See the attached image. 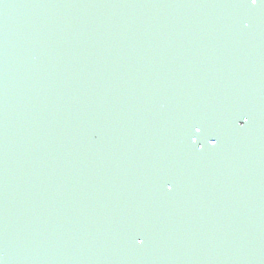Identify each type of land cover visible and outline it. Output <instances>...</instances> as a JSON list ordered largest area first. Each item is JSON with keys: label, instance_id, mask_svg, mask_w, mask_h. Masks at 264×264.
Here are the masks:
<instances>
[{"label": "water", "instance_id": "95a60500", "mask_svg": "<svg viewBox=\"0 0 264 264\" xmlns=\"http://www.w3.org/2000/svg\"><path fill=\"white\" fill-rule=\"evenodd\" d=\"M10 2L34 6L0 4V264H264V17L245 29L214 6L229 0ZM193 118L217 149L186 151Z\"/></svg>", "mask_w": 264, "mask_h": 264}, {"label": "snow or ice", "instance_id": "6c2138e0", "mask_svg": "<svg viewBox=\"0 0 264 264\" xmlns=\"http://www.w3.org/2000/svg\"><path fill=\"white\" fill-rule=\"evenodd\" d=\"M2 7L7 10L8 8H21V7H32L31 4H13L10 0H0ZM214 6H225L234 9L244 10L247 14L242 16L240 19L241 26L248 28L250 21L249 17L252 15L259 14L264 17V0H229L224 5ZM6 16V13H5ZM252 119L251 113L245 107H239L232 111L231 120L237 128H243ZM185 138V149L189 153L196 155L201 154L203 151L215 150L222 142V135L220 129L214 124L210 123L206 119L193 118L189 120L183 130ZM201 139L206 142L208 146L205 149V144L200 143ZM156 183L159 188L164 192H173L176 189L175 177L167 172H160L156 176ZM130 238L133 244L142 246L145 243V237L140 231L137 230L135 225L131 227Z\"/></svg>", "mask_w": 264, "mask_h": 264}, {"label": "bare ground", "instance_id": "6f19581e", "mask_svg": "<svg viewBox=\"0 0 264 264\" xmlns=\"http://www.w3.org/2000/svg\"><path fill=\"white\" fill-rule=\"evenodd\" d=\"M208 9H210V8L208 7ZM36 16L39 17V14H36ZM229 21H230V20H226L225 22H227V23H231V21H230V22H229ZM207 26H208V25H207ZM217 34H218V33H217ZM225 34H226V33H225ZM245 104H247V103H245ZM19 162H21V160H19ZM33 178H34V177L30 178V180H33V181H34ZM41 191H42V190H41ZM43 191H44V190H43ZM45 192H46V193H43V195L49 193L47 190H45ZM43 195H42V196H43ZM49 195L51 196L52 193H51V194L49 193ZM38 210L42 211V210H44V208H39ZM38 210H37V211H38ZM37 211H36V212H37ZM37 218H38V217H37ZM37 218H32V217H31L30 219H31V220H37ZM41 219H42V218H41ZM27 222H28V221H27ZM34 224H35V223H33L32 225H34ZM46 232L49 233V231H46ZM1 235H2V234H1ZM33 235H34V234H33ZM42 235L46 236L45 234H42ZM2 236H3V235H2ZM6 238H7V237L4 238V242H0V245H5V244H7V241H5ZM34 239H36V242L41 241V238H40L39 236H38V238H37V237H34ZM32 249H33V248H32ZM34 249H35V250H39L40 247L38 248V247H35V246H34ZM35 250H34V251H35ZM36 252H37V251H36ZM33 254H34V255H38L39 252H37V254L33 252ZM39 255H40V254H39Z\"/></svg>", "mask_w": 264, "mask_h": 264}]
</instances>
